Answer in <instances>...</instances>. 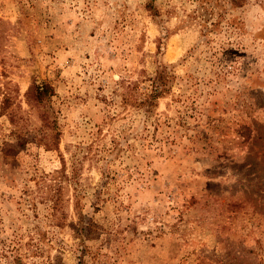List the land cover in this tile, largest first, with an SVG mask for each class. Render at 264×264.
<instances>
[{"label":"rangeland","instance_id":"obj_1","mask_svg":"<svg viewBox=\"0 0 264 264\" xmlns=\"http://www.w3.org/2000/svg\"><path fill=\"white\" fill-rule=\"evenodd\" d=\"M148 1L0 0V264H264V0ZM34 80L56 148L10 136Z\"/></svg>","mask_w":264,"mask_h":264},{"label":"trees","instance_id":"obj_2","mask_svg":"<svg viewBox=\"0 0 264 264\" xmlns=\"http://www.w3.org/2000/svg\"><path fill=\"white\" fill-rule=\"evenodd\" d=\"M232 6H242L246 0H227ZM213 0H204L203 4H200L198 10L192 17H199L203 26L207 27V22L213 14ZM145 7L155 17L160 14L159 9L154 4V1L149 0ZM213 27L218 25L217 22H211ZM155 70L153 75L140 78L139 81H132L131 84L135 86L138 82L148 81L144 90L140 91L141 99L138 101V106L146 113H150L153 107L157 103V99L166 95L170 90L171 81L174 75L167 68L166 65L161 64L155 59ZM53 86L47 81L34 80L25 92L26 103L30 108H33L39 115L41 120V129L36 135L30 134L29 130H24L22 117L17 110L11 109L8 113V120L11 124L10 136L14 137L16 143L19 146H24L27 141H35L45 148H56L58 146L59 131L56 128V120L52 118L51 114L46 111L45 107L54 95ZM10 97L4 93L2 100L0 101V116L5 114V111L10 106ZM52 130L53 133L49 134L45 130Z\"/></svg>","mask_w":264,"mask_h":264}]
</instances>
